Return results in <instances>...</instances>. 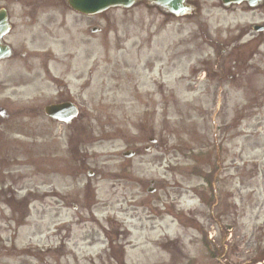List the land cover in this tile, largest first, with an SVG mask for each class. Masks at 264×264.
<instances>
[{"label":"rangeland","instance_id":"obj_1","mask_svg":"<svg viewBox=\"0 0 264 264\" xmlns=\"http://www.w3.org/2000/svg\"><path fill=\"white\" fill-rule=\"evenodd\" d=\"M144 1L92 19L102 32L91 37L90 57L75 56L84 54L79 44L60 52L71 69L82 67L80 77L67 75L70 91L91 80L75 100L91 116L89 131L49 129L40 117L43 139L36 130L0 132V172L8 173L0 176V264H264L263 77L248 71L228 83L224 66L216 68L214 39L228 25L208 19L205 33L197 20L164 16ZM214 3L204 16L219 12ZM56 11L69 9L60 1ZM232 118L236 128L224 132ZM150 138L158 148L146 153ZM13 140L25 143V155ZM128 150L140 153L121 158ZM56 151L62 181L53 174ZM209 166L216 184L206 188L199 171ZM150 181L156 190L147 195Z\"/></svg>","mask_w":264,"mask_h":264},{"label":"flooded vegetation","instance_id":"obj_2","mask_svg":"<svg viewBox=\"0 0 264 264\" xmlns=\"http://www.w3.org/2000/svg\"><path fill=\"white\" fill-rule=\"evenodd\" d=\"M60 1L63 5L66 2V0H0V132L4 129H15L22 133L36 130L38 137L43 139L42 129L45 125L39 122L40 117L47 120L49 129L58 125L64 129V132L70 134L74 131H89L91 128L90 114L81 109L82 105L79 107L75 102L81 99L82 93L91 89V80L81 83L76 92L70 91L67 75L75 74L80 77L82 67L79 70L71 69V56L65 58L66 55L61 56L60 52L62 49L79 44L84 45L85 51L83 54L80 48L74 52L75 56L79 60L83 55L90 57L89 47L92 37L90 31L93 29V17L70 11L67 13L56 11ZM208 1L190 2L192 5L196 3L197 11L193 13V17L199 24H203L205 33L208 32V19H212L219 26L226 24L230 27V30L226 29V33L221 29L217 30L219 33L214 42L219 47L220 53L216 68L219 64L224 66V79L229 83H237L242 79V73L248 71L263 77L260 82L264 83V0H215L214 5L219 12L215 16H204L203 9ZM18 3L23 7L22 11L12 9L13 4ZM68 14L73 17H66ZM108 25L113 26L112 22H108ZM98 31L102 32L101 29ZM57 67L60 75L54 74ZM86 73L90 75L91 70H87ZM215 76L218 81L222 79L220 74L215 73L213 81ZM77 80L73 78V82ZM220 95L221 93H217V96ZM52 106L61 108L60 112L58 110L54 113H59L57 116L61 122L45 118V109ZM71 108H76L73 114ZM230 111L232 115H236L234 107ZM221 128L224 132L235 129V118L229 119L228 124H222ZM70 134L68 139L71 145L67 147L68 151L73 142ZM81 134L83 137L80 142H86L83 140L84 134ZM229 138L233 139L231 136ZM222 141L226 140L223 138ZM2 142L0 140V153L4 152L5 147ZM10 143L8 145L12 147ZM12 143L15 150L19 149L25 155L27 148L23 141L13 140ZM43 147L38 153H43ZM152 148H157V145L153 144ZM132 152L140 153L139 150ZM215 152L219 159L220 145L215 146ZM56 153L54 170L62 181L60 158L57 151ZM225 157L235 159L227 152ZM68 172L81 175L76 171ZM89 174L85 172V176ZM6 175L8 173L0 172V176ZM208 176L215 178L210 166ZM62 205L58 198L57 206L62 209ZM69 209L73 213L78 212L72 203ZM77 221L79 226L85 224L81 217H78Z\"/></svg>","mask_w":264,"mask_h":264},{"label":"water","instance_id":"obj_3","mask_svg":"<svg viewBox=\"0 0 264 264\" xmlns=\"http://www.w3.org/2000/svg\"><path fill=\"white\" fill-rule=\"evenodd\" d=\"M185 0H148L150 7L157 8L161 13L182 17L189 14L192 8L184 4ZM137 0H67L68 7L83 15H96L109 9H129L136 5ZM95 32V31H93ZM48 116H53V108L46 110ZM123 157L129 158L130 153H124Z\"/></svg>","mask_w":264,"mask_h":264}]
</instances>
